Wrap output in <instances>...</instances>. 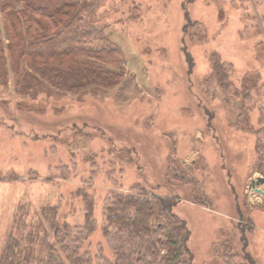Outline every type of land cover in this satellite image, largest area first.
<instances>
[{
	"label": "rangeland",
	"instance_id": "1",
	"mask_svg": "<svg viewBox=\"0 0 264 264\" xmlns=\"http://www.w3.org/2000/svg\"><path fill=\"white\" fill-rule=\"evenodd\" d=\"M89 1L122 49L118 85L28 91L10 61L0 83V260L11 233L37 250L52 238L53 207L82 223L80 193L95 205L86 247L112 256L104 200L143 189L172 198L194 264H264V0Z\"/></svg>",
	"mask_w": 264,
	"mask_h": 264
},
{
	"label": "trees",
	"instance_id": "2",
	"mask_svg": "<svg viewBox=\"0 0 264 264\" xmlns=\"http://www.w3.org/2000/svg\"><path fill=\"white\" fill-rule=\"evenodd\" d=\"M95 12V3L89 0H0V83L7 78L10 61L28 91L46 83L76 93L118 85L124 75V55L93 18ZM225 68L215 58L213 70L219 77ZM238 88L241 125L250 90ZM261 130L262 126L257 132ZM259 139L255 148L264 161V142ZM261 169L264 173V165ZM80 194L85 207L82 223L73 225L58 217L53 207V214H48L52 238L45 230L37 250L31 243L23 247L11 233L0 264H194L190 231L173 211L171 197L143 189L139 193L112 190L103 203L101 229L113 252L108 256L101 247L95 252L86 247L96 228L95 205L87 193Z\"/></svg>",
	"mask_w": 264,
	"mask_h": 264
},
{
	"label": "water",
	"instance_id": "3",
	"mask_svg": "<svg viewBox=\"0 0 264 264\" xmlns=\"http://www.w3.org/2000/svg\"><path fill=\"white\" fill-rule=\"evenodd\" d=\"M263 182H264V177L263 176H259L257 179H253L252 180L253 186L255 184H259V183H263Z\"/></svg>",
	"mask_w": 264,
	"mask_h": 264
}]
</instances>
